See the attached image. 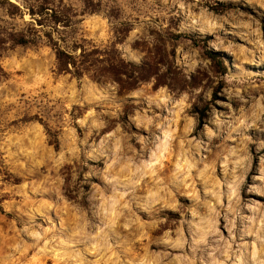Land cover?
Masks as SVG:
<instances>
[{
	"label": "rangeland",
	"instance_id": "1",
	"mask_svg": "<svg viewBox=\"0 0 264 264\" xmlns=\"http://www.w3.org/2000/svg\"><path fill=\"white\" fill-rule=\"evenodd\" d=\"M10 1L69 13L63 48L157 75L59 74L45 29L6 45L0 264H264V0ZM6 7L0 33L27 29Z\"/></svg>",
	"mask_w": 264,
	"mask_h": 264
},
{
	"label": "trees",
	"instance_id": "2",
	"mask_svg": "<svg viewBox=\"0 0 264 264\" xmlns=\"http://www.w3.org/2000/svg\"><path fill=\"white\" fill-rule=\"evenodd\" d=\"M88 8H93L91 0L85 1ZM0 5L6 7L9 15H24L25 12L31 16L32 22L27 29L21 31H6L0 33V59L1 52L8 43L15 45L27 46L37 44L38 39L42 36L40 29H45L44 36L47 37L49 45L55 51L57 70L59 74H71L73 77L82 78L88 76L96 82L113 80L117 82L122 89L132 90L138 84L150 80L157 75L153 65L143 63L142 65L127 62L121 58L117 49L92 47L85 49L81 47V52L75 54L78 49L69 51L60 45V39L53 35L54 29L58 27H67L70 25L71 15L69 13H59L47 5H40L35 8L31 5L25 6V10L10 0H0ZM228 7V6H226ZM219 10V7H215ZM205 54L216 63L219 70L227 73V68L222 57L214 51L206 50ZM1 72V67H0ZM50 144L59 149L57 135H52ZM0 200V213H4Z\"/></svg>",
	"mask_w": 264,
	"mask_h": 264
}]
</instances>
